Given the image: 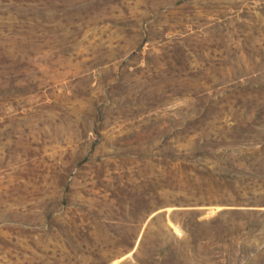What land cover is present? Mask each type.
Returning <instances> with one entry per match:
<instances>
[{"label":"rangeland","instance_id":"374dc122","mask_svg":"<svg viewBox=\"0 0 264 264\" xmlns=\"http://www.w3.org/2000/svg\"><path fill=\"white\" fill-rule=\"evenodd\" d=\"M0 264H264V0H0Z\"/></svg>","mask_w":264,"mask_h":264}]
</instances>
